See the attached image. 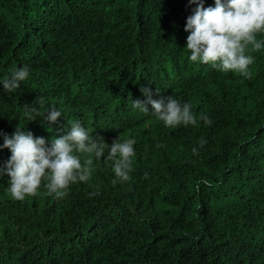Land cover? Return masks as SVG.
I'll return each instance as SVG.
<instances>
[{
  "label": "trees",
  "instance_id": "obj_1",
  "mask_svg": "<svg viewBox=\"0 0 264 264\" xmlns=\"http://www.w3.org/2000/svg\"><path fill=\"white\" fill-rule=\"evenodd\" d=\"M196 7L0 0V169L12 155L4 134L19 125L46 147L68 120L109 146L135 140L129 181L116 178L107 149L101 159L78 154L93 160L91 178L61 199L46 182L13 199L0 172V264H264V47L246 52L251 78L190 62L185 28ZM24 66L27 79L6 92L2 81ZM142 88L191 104L197 124L166 127L150 104L133 109L130 96L147 100ZM26 106L41 114L29 121ZM52 106L55 122L44 117Z\"/></svg>",
  "mask_w": 264,
  "mask_h": 264
},
{
  "label": "clouds",
  "instance_id": "obj_2",
  "mask_svg": "<svg viewBox=\"0 0 264 264\" xmlns=\"http://www.w3.org/2000/svg\"><path fill=\"white\" fill-rule=\"evenodd\" d=\"M189 3L197 5L187 18L185 28L190 33L186 46L190 62H200L223 72H238L251 78L248 69L254 63V58L246 55V52L249 46L256 51L264 47V41L257 39V34H264V0H215V6L207 8L203 0H189ZM28 76L27 66L12 70L10 77L2 81L4 90L15 92L20 82ZM141 91L147 100H132L130 96L133 109L148 113L150 104L154 109L152 113L166 127L197 124L191 104L182 105L174 97H168L167 102L164 99L155 100L151 89L142 88ZM34 103H39L41 108L46 105L43 96L36 98ZM33 113L41 114L36 108L27 110L26 106L24 116L29 121L35 120ZM60 115L61 111L56 110L55 106L44 113L45 119L51 122H55ZM201 119L210 123L207 117L201 116ZM68 124L70 128L67 134L55 138L51 147L45 146L43 138H34L31 132L25 133L21 125L12 136L4 134L2 147L10 149L12 155L0 172L6 170L11 177L7 191L13 199L24 200L26 196H34L42 182H46L44 187L48 195L63 198L70 184L87 182L91 178L93 160L88 158L82 163L78 154H94L101 159L106 149V160L113 162L116 178L123 182L131 179L134 139L121 140L119 136L109 146L103 138L90 136L78 120H68ZM198 143L204 147L206 140L201 138ZM192 151L198 154L197 148L194 147Z\"/></svg>",
  "mask_w": 264,
  "mask_h": 264
}]
</instances>
